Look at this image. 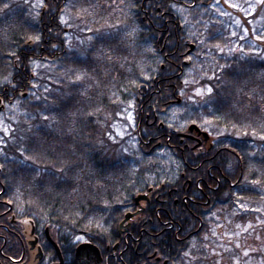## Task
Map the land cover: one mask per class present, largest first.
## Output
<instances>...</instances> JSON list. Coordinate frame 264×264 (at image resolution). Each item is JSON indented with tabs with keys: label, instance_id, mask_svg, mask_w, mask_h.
<instances>
[{
	"label": "trees",
	"instance_id": "trees-1",
	"mask_svg": "<svg viewBox=\"0 0 264 264\" xmlns=\"http://www.w3.org/2000/svg\"><path fill=\"white\" fill-rule=\"evenodd\" d=\"M215 2L43 0L38 9L35 0H0V86L5 85L6 76L11 81L7 90L0 89V95L15 93L18 103L4 110L9 133L0 130L2 152L9 158L4 162V174L11 188L19 189L35 204L48 205L51 213H66L68 226L76 229L92 227L88 221L98 219V212L130 210L132 199L120 197L132 198L162 185L170 189L174 186L171 179L151 178L152 167L148 172L146 165L130 168L133 159L122 149L124 140L114 141L110 134L132 105L158 102L163 106L181 98L185 113L192 115L189 121L211 131L217 140L215 150L220 152L214 159H207L205 149L198 154L190 149L175 153L178 180L186 186L188 180L209 178L208 184L217 188L209 189L211 205L221 220L245 221L240 208L242 212H264V140L259 139L264 135V42L256 40V46L235 50L229 32L208 13ZM256 18L262 19L259 35L264 34V10L250 19ZM172 20L184 31L166 23ZM189 26L196 30L189 31ZM189 43L196 48L185 65L183 54ZM241 66L246 71L236 73ZM69 69L86 78L71 83L75 75ZM87 77L102 80L103 86L91 87ZM169 84L176 85L175 96ZM208 88L213 89L211 96ZM196 89L206 93L202 97L193 94L194 102L189 95ZM145 91L147 97L142 96ZM54 98L59 99L58 104H53ZM43 115L50 119L44 121ZM206 120L212 124H205ZM28 126H32L31 133L24 131ZM140 136L142 149L150 141L149 129ZM33 141L43 145L41 158L36 165L30 166V161L21 164L17 148L34 151ZM153 141L149 147L158 150H138V155L149 158L166 146L164 139ZM173 141L179 143V139ZM202 164L213 166L215 178L208 172L209 166ZM190 165L197 166V171ZM36 166L45 175L59 178L51 184L32 183ZM57 168L64 171L56 172ZM255 180L261 183L254 184ZM180 203L177 227L186 235L203 224V232L195 235L199 237L214 223L215 217H196L188 205ZM174 208L170 201L168 210ZM201 250L199 255L195 251L191 264L208 261L204 248Z\"/></svg>",
	"mask_w": 264,
	"mask_h": 264
},
{
	"label": "flooded vegetation",
	"instance_id": "flooded-vegetation-1",
	"mask_svg": "<svg viewBox=\"0 0 264 264\" xmlns=\"http://www.w3.org/2000/svg\"><path fill=\"white\" fill-rule=\"evenodd\" d=\"M166 23H173L174 30L184 31L183 26L177 28L175 20ZM188 30L193 32L195 28L189 26ZM45 43L48 44V41ZM186 46L188 52L190 47ZM44 50L45 48L41 49L42 53ZM191 54H183L188 62L192 60ZM168 87H173L172 95L175 96L176 85L169 84ZM0 89L7 90L8 85L0 86ZM23 94L26 96V93ZM147 95L148 91L142 93L143 97ZM150 96L153 94L150 93ZM8 105L18 106L15 93L5 97L0 95V115L3 119ZM132 106L127 109V115L132 112L135 118L136 131L133 136L139 140L142 130L145 132L146 129H149L151 135L150 141L145 143L142 149L138 146L141 152L143 149L147 153L154 151L156 147L149 145L153 140L161 139L165 140L166 146L159 152L169 151L173 156L175 153L184 152L185 149L197 151V154L205 149L207 159H214L220 152L215 150L217 140L211 131L187 120H184L187 123L184 127L168 121L167 116L173 108L185 110L178 98L163 106L158 102L142 104L141 107ZM191 125H196L199 129H191ZM205 132L209 134L208 137L204 136ZM176 139H179V143L173 141ZM156 144L161 148V142ZM2 151L0 134V162L4 163L6 160ZM205 165L209 166L208 172L215 178L212 174L213 166L202 164V167ZM190 166L191 170L197 171V166ZM4 173H7L6 168L0 170V264H191L194 262L195 251L198 255L202 251V245L198 243L209 233L211 224L199 237L195 235L203 232V224L198 228L193 227L191 234L186 235L183 228L177 227L180 202L188 205L196 217L203 215L209 219L217 215L209 194V189L212 191L217 188L208 184L209 178L188 180V185L185 186L183 181L178 180V172L176 179L171 180L174 186L170 189L167 190L162 185L138 193L132 198L120 197L132 199L130 210L98 212V219L88 221L92 227L76 229L68 226L64 217L66 213H51L47 209L48 205L35 204L29 201L31 197L21 194L17 188H11L10 180ZM221 173L223 175V172ZM220 179L219 177L217 180ZM173 194L176 195L175 199ZM140 195H147L148 199L137 203L136 199ZM170 201H174L175 206L171 211L168 210ZM56 215L63 216L56 218ZM127 215L131 218L125 221ZM185 252H189L190 256L185 257Z\"/></svg>",
	"mask_w": 264,
	"mask_h": 264
},
{
	"label": "rangeland",
	"instance_id": "rangeland-1",
	"mask_svg": "<svg viewBox=\"0 0 264 264\" xmlns=\"http://www.w3.org/2000/svg\"><path fill=\"white\" fill-rule=\"evenodd\" d=\"M35 1L38 9L41 8L43 0ZM230 2L247 8L249 0H230ZM220 11H226L231 15L222 16L220 15ZM208 13L213 16L214 22L220 24L222 30L229 32V37L233 39V48L235 50H241L246 46H256L255 36L259 35V26L262 19L256 18L251 20L252 15L229 7L224 3V0H220L219 4L215 2L209 8ZM242 16L244 19H247L248 25L243 23ZM236 21H240V24L237 25ZM115 25L118 27L119 23L117 22ZM245 29L248 30L247 34H245ZM233 32L236 35H232ZM69 37H71V34H69ZM198 90L203 92L204 95L206 93L204 89L193 90L191 92L192 95H189V97L194 102L195 97L193 94L197 97H202L196 95ZM126 113L121 118L122 121L113 126L114 132L111 133V137L114 141L124 140L122 142V149H125V152L133 159L129 163V167L137 169L140 166H147L149 167L147 172L152 167L153 173L151 178L153 180L155 178L175 180L178 176L179 163L171 152L164 150L149 158L138 155V137H134L135 133L132 131V129H136L135 118L132 112L128 115ZM167 118L169 122L178 124L180 127H184L187 124L184 121L187 118V114L181 108H173ZM2 119L0 115V130L4 131L5 128L8 129V126ZM239 211L245 214V221L231 219L230 217L226 220H221L215 216L209 233L200 239L202 242H199L202 245L201 249L202 247L204 248L205 254L208 257V261L203 262V264H235L236 260H239V264H264V223H262L264 221V212L260 210L249 212L248 209L242 212L241 208ZM249 224L252 225L251 228H248ZM246 228L247 231H245ZM236 245H239V248ZM244 252H248L249 255L245 257ZM214 253H218L219 255Z\"/></svg>",
	"mask_w": 264,
	"mask_h": 264
},
{
	"label": "snow or ice",
	"instance_id": "snow-or-ice-1",
	"mask_svg": "<svg viewBox=\"0 0 264 264\" xmlns=\"http://www.w3.org/2000/svg\"><path fill=\"white\" fill-rule=\"evenodd\" d=\"M26 2H27V0H26ZM216 3L219 4L220 0H216ZM224 3L227 4L229 7L234 8V9H238L239 11L245 12L248 15H253L258 10H264V0H249L247 8H243L239 4H236V3H231L230 0H224ZM5 7L7 8L8 5H5ZM173 7H175V5H173ZM181 10H183V9H181ZM217 10L219 11V9H217ZM85 11H86V9H85ZM220 15L228 16V15H231V14L226 12V11H220ZM65 23H66V21H65ZM236 23H237V25H239L240 21H236ZM244 31H245V34H247L248 30L245 29ZM232 35H236V33L233 32ZM241 38H243V37H241ZM39 39H40L39 36L35 37L36 41H39ZM255 39L258 40V41L264 42V34L256 35ZM217 47H219V45H217ZM105 58L106 59H110V57H105ZM225 67H229V66H225ZM245 71H246V69L243 66L235 69V72L238 73V74H242ZM68 72L75 75V80L70 81L73 84L82 83L84 81V79L86 78V74H75V70H73V69H69ZM87 79L89 80V82L91 84V87H93L95 89H100L103 86L104 82L102 80H99V79L94 78V77H87ZM217 79H219V77H217ZM4 83L5 84L11 83V81L8 79L7 76L4 77ZM185 83H188V82L185 81ZM13 87H15V86H13ZM212 91H213L212 88H208L207 89V93L209 94V96H211ZM81 95H85V93H81ZM196 95L203 96L204 93L198 90ZM45 99H47V98H45ZM58 103H59V99L58 98H54L53 99V104H58ZM89 115H92V113H89ZM41 118L44 121H48L50 119V117L48 115H43ZM205 124L211 125L212 121L206 120ZM24 131H25V133H31L32 132V126L26 127L24 129ZM4 132L7 133L8 129L5 128ZM23 138L24 137H21V139H23ZM29 139H31V137ZM259 139L260 140H264V135H261L259 137ZM33 148H34V151H30L28 148H24V147H18L17 148V151H19V156L21 157V159L19 161L21 164L24 163V161H30L31 162L30 166L36 165V161L38 159H40L42 154H43V145L40 142H38V141H33ZM4 155H5V160H8L9 158L7 157V155L6 154H4ZM253 155H255V154H253ZM261 163H264V161H261ZM5 168H6V164L0 162V170H3ZM32 171H33L34 174L31 176V182L34 183V184L43 185V183L45 181H47L49 184H51L56 179L59 178L55 174L45 175L44 171L39 166L34 167L32 169ZM63 171H64L63 168H57L56 169V172L62 173ZM253 183L254 184H259V183H261V181L255 180V181H253ZM193 196L195 197V193H193ZM256 211H259V209H256ZM262 223H264V221H262ZM251 227H252V225L249 224L248 228H251ZM245 231H247V228L245 229ZM77 239H79V237ZM193 247H195V245ZM236 247L239 248V245H236ZM226 251H227V249H226ZM214 254L219 255L218 253H214ZM248 255H249L248 252H244V256L245 257H247ZM184 256L185 257H189L190 253L189 252H185ZM235 264H239V260H236Z\"/></svg>",
	"mask_w": 264,
	"mask_h": 264
},
{
	"label": "water",
	"instance_id": "water-1",
	"mask_svg": "<svg viewBox=\"0 0 264 264\" xmlns=\"http://www.w3.org/2000/svg\"><path fill=\"white\" fill-rule=\"evenodd\" d=\"M195 49V45L194 44H191L190 45V50L188 53H191L193 50ZM191 129L195 128V129H198L197 126L195 125H192L190 127ZM204 136L205 137H208V134L207 133H204ZM148 199V196L147 195H140L137 199H136V202L139 203L140 201L142 200H147ZM141 211V210H140ZM139 213V212H138ZM130 215H127V217L125 218V221L129 220L131 217H129Z\"/></svg>",
	"mask_w": 264,
	"mask_h": 264
}]
</instances>
